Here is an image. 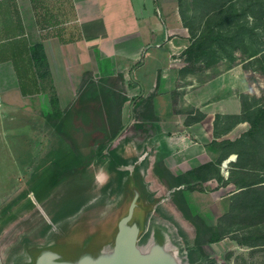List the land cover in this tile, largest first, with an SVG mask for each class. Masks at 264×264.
<instances>
[{
  "label": "rangeland",
  "instance_id": "1",
  "mask_svg": "<svg viewBox=\"0 0 264 264\" xmlns=\"http://www.w3.org/2000/svg\"><path fill=\"white\" fill-rule=\"evenodd\" d=\"M189 2V25L193 31L200 30V36L191 41L185 57H176L182 67L169 74L174 85L160 95L156 93L159 113L153 106L155 90L143 94L142 89L132 104L139 89L127 87L120 76H112L95 82L87 79V85L63 117L51 119L55 130L46 132L43 139L52 141V150L41 153V162L34 158L32 161L34 154L28 152L27 177L21 182V189H16L19 196L4 201V205L0 201L2 262L8 261L24 237L31 239L32 230L45 223L49 209L53 212L58 207V214H63L76 208L93 189H102L106 180L101 182L97 176L105 172L109 177L113 159L120 152L145 155L141 166L149 201L160 199L150 213V226L157 221L176 236L187 238L190 246L199 243L210 264H228L226 259L216 260L223 255L235 260V264H243L241 253L227 254L225 248L215 253L207 244L210 240L227 235L239 241L264 236V232L256 231V227H264V185L245 190L254 195L250 202L240 197L232 203L230 213L213 216L214 227L195 214L201 208H227L232 201L225 195L234 186L227 185L229 181L237 188V184H252L264 178V116L252 131L234 143L223 136L232 118L218 115L215 130L219 140L212 146L204 150L199 145L198 149L185 152L180 151L178 144L185 122L203 117L199 107L205 98L199 94V86L216 76L220 79L219 96H235L242 105V117L251 121L258 113H264V0ZM249 13L254 17L251 24L246 22ZM260 50L262 53L254 56ZM242 62V70L227 76L229 67ZM131 114L130 124L112 140L115 136L111 135ZM207 121L204 119L194 128ZM133 123L140 127L133 128ZM191 137L192 142L200 144L205 139ZM232 152L238 154V159L224 165ZM35 162L37 166L33 165ZM219 196L223 199H217ZM38 204L48 209L41 207V212ZM243 205L251 213H244ZM110 207L101 206L99 211L105 213ZM249 228L252 230L247 232ZM198 256L190 250L191 260Z\"/></svg>",
  "mask_w": 264,
  "mask_h": 264
},
{
  "label": "crops",
  "instance_id": "2",
  "mask_svg": "<svg viewBox=\"0 0 264 264\" xmlns=\"http://www.w3.org/2000/svg\"><path fill=\"white\" fill-rule=\"evenodd\" d=\"M189 1L0 0V201L3 205L19 196L16 189H21L20 184L27 177L28 152L34 154L32 161L34 158L41 162V153L52 150V141L43 139L46 132L55 130L51 119L63 117L87 85V79L95 82L122 75L127 87L139 89L138 95L142 89L143 94L155 90L153 106L156 114L159 113L156 98L174 85L175 80L169 74L182 67L176 57H185L191 41L200 36V30L193 31L189 25L186 13ZM253 19L249 13L246 22L251 24ZM261 53L260 50L254 56ZM242 64L229 67L227 76L242 70ZM218 79L216 76L199 86V94L205 98L199 107L203 119L185 122L182 128L185 132L178 141L180 151L188 152L199 145L205 150L219 140L215 130L218 115L232 118L223 133L230 142L239 141L251 130L250 121L242 117L238 99L232 94L219 96ZM52 97L57 101L56 107ZM204 119H208L206 124L194 128ZM191 136L205 139L200 144L192 142ZM232 153L226 158L227 163L233 164L238 159V154ZM228 183L234 186L225 195L232 201L227 208L215 206L195 211L209 226L216 225L213 216L230 213L236 199L241 197L244 202H250L254 195L245 190L264 185V178L252 184H237V188L233 181ZM35 199L38 200L36 196ZM40 205L37 208L42 211L44 206ZM243 210L251 213L245 205ZM256 228L264 232V227ZM207 244L215 253L224 248L227 254L228 251H233L234 256L241 253L243 264H264V236L239 241L227 235ZM201 246L195 242L191 247L198 258L206 260ZM224 259L235 264V260L225 255L216 260ZM206 261L205 264H210Z\"/></svg>",
  "mask_w": 264,
  "mask_h": 264
},
{
  "label": "water",
  "instance_id": "3",
  "mask_svg": "<svg viewBox=\"0 0 264 264\" xmlns=\"http://www.w3.org/2000/svg\"><path fill=\"white\" fill-rule=\"evenodd\" d=\"M132 118L131 114L112 140ZM144 159L145 155L118 153L112 163L118 173L113 182L93 189L70 211L58 214L56 207L51 218L47 214L37 239L24 237L0 264H205V259H190L193 248L187 238L157 221L150 226V213L160 199L149 201L140 170ZM107 205V212L99 211Z\"/></svg>",
  "mask_w": 264,
  "mask_h": 264
},
{
  "label": "bare ground",
  "instance_id": "4",
  "mask_svg": "<svg viewBox=\"0 0 264 264\" xmlns=\"http://www.w3.org/2000/svg\"><path fill=\"white\" fill-rule=\"evenodd\" d=\"M226 162H227V160L225 161V163H224V165H226ZM140 170H142V166H140ZM117 175H118V173L116 172V170L113 168V167H111L110 168V177H109V179H107L103 184H106V183H108V182H113L114 180H115V177H117ZM46 208V207H45ZM44 208V210H46V209H48V208H46L45 209ZM43 211V210H42ZM41 211V212H42ZM46 213H48V212H46ZM52 213V211L50 212V209H49V214H51ZM49 214H48V216H49ZM47 218V217H46ZM45 218V219H46ZM42 223H40L39 224V226L38 227H35V229L34 230H32V234H31V238H34V239H37V237L40 235V233H41V231H42V229L45 227L43 224L41 225Z\"/></svg>",
  "mask_w": 264,
  "mask_h": 264
},
{
  "label": "trees",
  "instance_id": "5",
  "mask_svg": "<svg viewBox=\"0 0 264 264\" xmlns=\"http://www.w3.org/2000/svg\"><path fill=\"white\" fill-rule=\"evenodd\" d=\"M118 76H120V78H122V75H118ZM102 81V80H101ZM135 98V97H134ZM123 99L125 100L126 99V97H123ZM52 103H53V105L56 107L57 106V101H56V99H55V97H52ZM60 113V111L58 110V114ZM263 116H264V113H258L256 116H255V118L253 119V120H251L250 121V124H251V130H253L254 129V127L256 126V124L257 123H259L260 122V120H262L263 119ZM125 123H123V125H124ZM123 125H121L118 129H117V131L123 126ZM132 127L133 128H135V127H140L138 124H136V123H133L132 124ZM117 131H115L112 135H111V138L112 137H114L115 135H116V133H117Z\"/></svg>",
  "mask_w": 264,
  "mask_h": 264
},
{
  "label": "clouds",
  "instance_id": "6",
  "mask_svg": "<svg viewBox=\"0 0 264 264\" xmlns=\"http://www.w3.org/2000/svg\"><path fill=\"white\" fill-rule=\"evenodd\" d=\"M102 178V179H101ZM108 177H107V173H105V172H101V173H99L98 174V176H97V179H100L101 180V182H103L104 180H106Z\"/></svg>",
  "mask_w": 264,
  "mask_h": 264
}]
</instances>
